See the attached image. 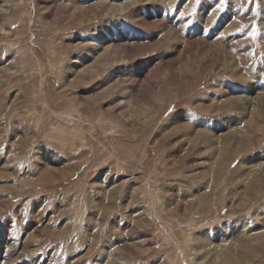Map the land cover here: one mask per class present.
I'll return each mask as SVG.
<instances>
[{
    "label": "rangeland",
    "instance_id": "obj_1",
    "mask_svg": "<svg viewBox=\"0 0 264 264\" xmlns=\"http://www.w3.org/2000/svg\"><path fill=\"white\" fill-rule=\"evenodd\" d=\"M0 264H264V0H0Z\"/></svg>",
    "mask_w": 264,
    "mask_h": 264
},
{
    "label": "bare ground",
    "instance_id": "obj_2",
    "mask_svg": "<svg viewBox=\"0 0 264 264\" xmlns=\"http://www.w3.org/2000/svg\"><path fill=\"white\" fill-rule=\"evenodd\" d=\"M80 2V1H79ZM78 3V2H77ZM116 37V36H115ZM111 48V47H110ZM115 48V47H114ZM117 49H119V48H117ZM107 51H109L108 49H107ZM117 51V50H116ZM103 52H104V50H103ZM109 53V52H108ZM113 53V52H112ZM130 53V52H129ZM111 54V53H110ZM109 56V55H108ZM129 56V55H128ZM103 57V56H102ZM110 57V56H109ZM104 58V57H103ZM99 59V58H98ZM97 62V61H96ZM105 65V64H104ZM93 66V65H92ZM100 66V65H99ZM188 69V68H187ZM83 74V73H82ZM113 76V75H112ZM134 80V79H133ZM132 80V81H133ZM111 84V83H110ZM101 88V87H100ZM263 88V87H262ZM150 92V91H149ZM143 93V92H142ZM258 94V93H257ZM128 95V94H127ZM100 96V95H99ZM130 97V96H129ZM146 97V96H145ZM146 99V98H145ZM136 101V100H135ZM237 102V101H236ZM250 102V101H249ZM243 110V109H242ZM119 116V115H118ZM177 124V123H176ZM222 133V132H221ZM228 133V132H227ZM222 135V134H221ZM213 138V137H212ZM221 138V137H220ZM220 145V144H219ZM44 168V167H43ZM60 178V177H59ZM33 232V231H32Z\"/></svg>",
    "mask_w": 264,
    "mask_h": 264
},
{
    "label": "snow or ice",
    "instance_id": "obj_3",
    "mask_svg": "<svg viewBox=\"0 0 264 264\" xmlns=\"http://www.w3.org/2000/svg\"><path fill=\"white\" fill-rule=\"evenodd\" d=\"M253 35H255V33L253 32Z\"/></svg>",
    "mask_w": 264,
    "mask_h": 264
}]
</instances>
